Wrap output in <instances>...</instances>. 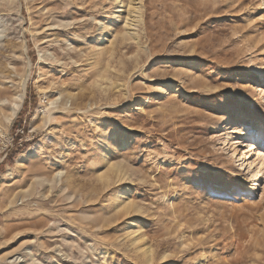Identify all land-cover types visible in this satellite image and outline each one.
<instances>
[{"label":"rangeland","instance_id":"1","mask_svg":"<svg viewBox=\"0 0 264 264\" xmlns=\"http://www.w3.org/2000/svg\"><path fill=\"white\" fill-rule=\"evenodd\" d=\"M2 87L0 264H264V0H0Z\"/></svg>","mask_w":264,"mask_h":264},{"label":"bare ground","instance_id":"2","mask_svg":"<svg viewBox=\"0 0 264 264\" xmlns=\"http://www.w3.org/2000/svg\"><path fill=\"white\" fill-rule=\"evenodd\" d=\"M29 62L30 61L28 60V65L30 66V63ZM100 77L103 80L104 79L107 80V78L105 77L104 74H101ZM2 88L3 89L0 88V94L1 93H4V92H7L8 89H9L8 87H2ZM23 99H24V94H18V95H16L14 97V101L12 103L8 99H4V100L2 99V101H1V104L2 105H6L7 103L10 104L9 107H6L9 110V112L6 114V120L8 122L13 121V119L17 116L19 110L22 107ZM252 139H257L260 144H264V129H262V130L260 129V132L258 134H255V133L248 134L247 139L245 141V144L246 145L244 146V148H247V152L254 151L255 155L257 156L256 159L252 160L249 163L250 166H252L257 161V159H263V156H262L261 152L260 151H256V149L254 147V144L252 142ZM243 163H245V162H243ZM138 242H140V241H138ZM143 252H144L145 255H150V257H151V253H150L151 251L149 249L144 248L143 249Z\"/></svg>","mask_w":264,"mask_h":264}]
</instances>
